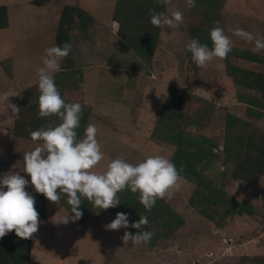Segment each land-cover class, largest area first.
Returning <instances> with one entry per match:
<instances>
[{"label": "rangeland", "instance_id": "rangeland-1", "mask_svg": "<svg viewBox=\"0 0 264 264\" xmlns=\"http://www.w3.org/2000/svg\"><path fill=\"white\" fill-rule=\"evenodd\" d=\"M13 1H15L11 5L13 20L19 17H29L28 28H34L38 26L35 24L37 18L41 24V19L53 12L54 5L58 1L63 2L64 0ZM90 1L100 7L93 10L99 16L110 17L112 15L123 25V34L126 39L128 37L132 46L137 48L136 51L144 46L145 42L141 43L140 41L146 40V32L155 34V31L158 30V27L153 26L150 22V9L168 15L179 10L184 17L183 23L178 28L173 29L167 26L159 28L160 31L164 32L163 38L166 39L163 41L164 46L161 48L160 55L166 53L168 55L166 61L168 65L171 64L168 66V72L160 79L167 83V86L165 85L166 91L160 89L159 84L153 87L154 94L158 92L159 96L151 95V104L148 105L147 114L144 113L143 118L141 117L144 121L140 122L138 121L139 117L135 118L134 123H126L127 127L124 129H120L118 126L116 130L118 134L115 133L113 137L109 135L106 138L97 137L102 142L101 150L104 152V160L94 170L105 171L110 160L117 157H122L133 164L142 161L148 155H164L171 159L176 145L154 138L155 127L154 121H152L154 117L148 112H152L151 108H158L157 105L160 107L165 102V96L169 90L167 87L174 85L178 89V94L186 91L189 93L190 97L184 107V112L188 113L187 116L192 118L193 116L190 114L200 113V116L204 118L200 125L192 127V123L185 130L208 136L216 144L214 152L217 153V158L209 164L204 175L210 178L217 177V184L224 185V189L230 196L240 201L248 200L255 211L228 215L222 226H218L216 221L206 217L201 213L200 208L191 204L190 199L196 191V183L183 178L180 181L181 187L175 192V195L171 199H164L181 217V220L175 222L173 226H170L171 223L168 227L167 224L169 223L167 222L172 219L170 216L161 219L160 225H156L155 219L150 220L143 229L155 233L150 242L133 244L131 240L124 243L122 236L126 231L132 234H136L138 231L135 232L130 227H122L119 230L105 228V225L116 216L117 212L114 213L112 208L107 210L94 208L92 211L95 213L86 219V205L84 203V205L79 206L82 211V217L79 220H69L67 224L59 222L66 215L69 217L74 215V213L68 212L71 210V206L67 203V196L61 194L62 198L59 205L54 203L55 205L52 207L54 217L51 219L52 225H47V241L46 243L42 242L43 245L46 244V251L54 256V258L48 257L45 263L264 264V174L260 175L255 183L252 180L237 178L235 176L238 174L235 173L236 166H234V162L226 160L227 152L224 151L226 131L224 119L227 113L239 116L246 122L262 127L263 130L264 116L259 120L248 114L250 104L242 101L240 97V95L247 96L248 91H239L232 77L229 76L227 64L224 61L215 58L205 67H198L186 48V44L192 38L199 39L204 33L203 31L221 27L225 34L231 38L233 45L253 51L254 41L248 42L237 37L229 29H235L239 25L241 29L252 33L254 37L264 38V0H222L221 9L215 14L220 20L211 23L210 28L207 18L209 9L211 6L219 8V0H195L196 6L191 8L187 5L186 0H171L168 5H161L157 0H144V3H141L142 9L136 8L138 6L136 3L143 2V0H122V8L119 11L114 8V5H117L116 0ZM20 2L24 4L19 6L18 3ZM214 2L216 3L213 4ZM146 5L151 7H146ZM33 22L34 25H32ZM196 25L203 27V31L198 30L192 36L191 28H195ZM15 27H17V33L20 35L21 31L18 25L16 24L13 29ZM132 30H136V34L131 32ZM23 50L26 51L24 42L21 44V54ZM19 51V46L12 51L15 57H19ZM260 51L264 52V49ZM43 55L40 50L36 54L27 56H30L31 66L39 65L35 66L33 71L26 70L30 67L22 63L8 62L0 66V123L2 127H5L7 117L11 123L14 115L7 105L9 103L16 105L15 100L21 96H13L5 102L4 99L1 100L3 94L7 91L20 93L22 91L18 88L20 87V80H16L15 77H20L27 71L29 77L35 78L38 75L39 67H41ZM147 56L152 58L151 55ZM241 62V64L245 63L242 60ZM249 65L251 67L259 66L247 62L246 66ZM158 75L155 72V76L159 77ZM23 76V80H25L27 75ZM156 79L158 80V78ZM66 80L68 79H65L64 76L55 78L58 90H61L59 83L63 85ZM37 89L38 86L34 90ZM163 91L164 94L162 95L160 92ZM206 111H210V113ZM111 121L118 123L113 117ZM138 122L142 126L140 129H137L138 124L135 125ZM119 125L121 127L122 124L119 123ZM121 131L124 132L123 137L120 136ZM173 220L176 221L178 218L175 216ZM156 233L162 234L155 238ZM39 241L41 240L39 239ZM57 252L59 256L55 257ZM61 254H65V256L62 258Z\"/></svg>", "mask_w": 264, "mask_h": 264}, {"label": "crops", "instance_id": "crops-1", "mask_svg": "<svg viewBox=\"0 0 264 264\" xmlns=\"http://www.w3.org/2000/svg\"><path fill=\"white\" fill-rule=\"evenodd\" d=\"M13 2L15 3L13 0H0V66L8 62L22 63L30 67L26 70L33 71V68L39 65L31 66L28 55L36 54L40 50L45 55L46 48L62 46L64 42L71 43L72 49L69 55L60 61L61 70L54 74V79L59 76L68 79L63 85L59 83L61 97L68 103L79 102L83 106L80 127L76 130L78 139L83 138L89 123L97 127L98 138H106L108 135L113 137L115 133L118 134V126L124 129L127 127L126 123H134L135 118L139 117L138 121H144L143 115L147 114L151 95L154 94L153 87L159 84L160 89L166 91L167 83L160 79L168 72V66L171 64L168 65L166 61V53L160 55L163 41H166L163 31L152 58H145L122 35L120 22L112 15L99 16L93 10L100 7L90 0L58 1L53 12L41 19V24L39 18L36 19L35 24L38 26L34 28H28L29 17L13 20ZM23 4L18 3L19 6ZM14 21L21 31L20 35L17 33V27L13 29L16 25ZM23 42L26 51L23 50L21 54ZM17 46L20 47L19 57H15L12 52ZM43 66L42 61L41 67ZM155 72L159 77L155 76ZM23 75H27L25 80ZM23 75L15 77L20 80V93L5 92L10 95L8 99L21 95L15 100L16 105L19 104L17 107L20 108L21 118L14 114L11 123L9 117L3 118L6 119L5 127L0 123V177L9 172H19L30 181V176L23 172L24 151L38 146V142L31 139L30 132L47 126L50 122L59 124L61 121L56 116H39L37 101L40 93L38 89L34 90L38 86V75L35 78L29 77L27 71ZM173 87L174 85L167 87L169 90L165 102L148 112L154 117L152 121L155 128L163 124L161 111ZM164 91L160 93L163 95ZM158 95L157 92L156 97ZM112 117L118 123L112 122ZM119 123L122 124L121 127ZM137 124V129H140L142 126L139 122L135 125ZM121 133L120 136L123 137L124 132ZM98 141L101 145V140ZM26 190L35 197V208L40 220L38 231L29 239L17 237L14 230L0 238V264H46L48 257L54 258L46 251V244L43 245L42 242L47 241V225H52V207L55 204L43 194L37 193L31 184ZM57 256L58 252L55 257ZM64 256L65 254H61L62 258Z\"/></svg>", "mask_w": 264, "mask_h": 264}, {"label": "clouds", "instance_id": "clouds-1", "mask_svg": "<svg viewBox=\"0 0 264 264\" xmlns=\"http://www.w3.org/2000/svg\"><path fill=\"white\" fill-rule=\"evenodd\" d=\"M161 5H168L171 0H157ZM187 5L195 7V0H186ZM150 22L153 26L178 28L184 20L179 10L157 12L150 9ZM237 37L248 42H255L253 51L264 49V38H256L237 25L229 29ZM212 48L192 38L186 48L198 67H205L213 59H225L231 52L233 42L221 27L210 30ZM72 44L64 42L62 46L45 49L42 56L43 67L38 69V111L40 117L56 116L59 124L50 122L47 126L31 131L30 136L38 146L24 151L23 172L30 176V181L19 172H9L0 177V238L15 231L17 237L29 239L38 231L39 213L35 208V197L27 190L31 184L37 193L43 194L50 202L59 204L61 194L67 196L73 216L66 215L62 223L76 221L82 217L79 206L82 198L89 201L93 208L107 210L120 204L118 193L126 188L132 193L139 192V201L146 211H151L157 199H171L181 187L183 179L176 164L164 155H148L138 163H130L122 157L110 160L103 172L94 169L104 160V152L97 139L98 129L89 123L82 139L77 137V129L83 113L79 102L68 103L62 97L55 84L54 74L61 70L60 61L66 58ZM9 94H3L6 102ZM159 96V95H158ZM19 117L20 108L7 105ZM98 214V213H97ZM149 224L146 214H140L136 222L129 223L128 214L117 212L115 218L105 225L108 230L135 228L136 234L125 232L124 243L133 244L150 242L153 231H146Z\"/></svg>", "mask_w": 264, "mask_h": 264}, {"label": "trees", "instance_id": "trees-1", "mask_svg": "<svg viewBox=\"0 0 264 264\" xmlns=\"http://www.w3.org/2000/svg\"><path fill=\"white\" fill-rule=\"evenodd\" d=\"M121 3L122 0H118L116 10L119 11L122 8ZM141 3H144V0L143 2L136 3L138 4L136 8L142 9ZM222 4V0H219V8L209 6L210 9L207 16L208 27L211 23L218 20L215 14L221 9ZM148 6L146 5V7ZM198 30L203 31V27L196 25L195 28H191V35H195V32ZM159 31L160 29L158 28L155 34L146 32V40L140 41L141 43L145 42V44L137 52L143 57L146 58L148 57L147 55H153L160 42L159 36L162 30ZM131 32H135L136 34L137 31L132 30ZM203 32L198 40L201 44H206L211 49L212 41L210 38V30ZM121 33L124 36L123 25L121 26ZM126 40L128 41V37ZM130 44L132 45V43ZM241 60L245 63L241 64ZM222 61L227 64L228 74L232 77L239 91H248L247 96L240 95L242 101L250 104L248 114L260 120L264 116V52L251 51L233 45L227 58ZM247 62L255 63L259 66H246ZM189 97L188 91L178 94L177 87H173L170 97L161 111L160 118L163 124L156 126L154 138L176 145L171 160L176 164L178 169L181 166L183 167L181 173L183 178L196 183V191L190 199L191 204L200 208L201 213L206 217L216 221L218 226H222L228 215L252 213L255 209L248 203V200L240 201L230 196L224 189V185L217 184V177L210 178L204 175L209 164L217 158V153L214 152L216 144L208 136L194 134L185 130L189 124L193 123L192 127H195L196 125H200L204 119L200 116V113L190 114L193 116L191 118L187 116L188 113L184 112V107ZM206 112L210 113V111ZM195 115L198 116L195 117ZM224 126L226 129L224 151L227 152L226 160L234 162V166H236L235 173L238 174L235 176L245 180H252L254 183L257 182L258 177L264 174V130L262 127L246 122L241 117L232 113L226 114ZM139 195V192L132 193L128 188L119 192L118 197L121 202L112 208L113 212L127 213L130 224L138 221L140 214H146L149 221L155 219L156 225H160L161 219L169 218L170 216L172 219H169L167 222L169 223L167 227L171 223L172 225L170 226H173L175 222L181 220V217L178 216L164 199H157L151 211H146L139 201ZM84 203L86 205V211H84L87 214L86 217L89 218V215L95 213L92 211L94 208L89 201L82 198L80 206L84 205ZM175 216L178 218L176 221L173 220ZM130 228L135 232L140 231L132 227ZM162 233H156L155 238H158Z\"/></svg>", "mask_w": 264, "mask_h": 264}]
</instances>
